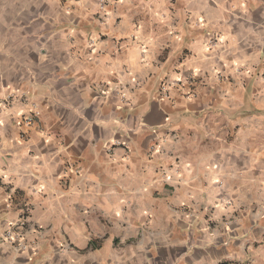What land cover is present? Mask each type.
I'll return each instance as SVG.
<instances>
[{
  "label": "crops",
  "instance_id": "obj_1",
  "mask_svg": "<svg viewBox=\"0 0 264 264\" xmlns=\"http://www.w3.org/2000/svg\"><path fill=\"white\" fill-rule=\"evenodd\" d=\"M10 95L0 264H264V0H0Z\"/></svg>",
  "mask_w": 264,
  "mask_h": 264
},
{
  "label": "built area",
  "instance_id": "obj_2",
  "mask_svg": "<svg viewBox=\"0 0 264 264\" xmlns=\"http://www.w3.org/2000/svg\"><path fill=\"white\" fill-rule=\"evenodd\" d=\"M121 92L123 91L122 89L120 90ZM167 89L166 86L162 87V96L165 97L167 96ZM188 96H191L188 94ZM16 98L14 96H8L4 99H0V112L6 111L12 107V104L14 101L16 102ZM23 103H25V100H22ZM20 117V126L28 127L32 124L36 113L31 109L27 113H21L19 115ZM30 214V208L29 207H24L21 215L18 219V221L9 228L5 232L4 235V240L7 243H13L12 248L15 250V252H34L37 250V244L36 240L35 242H28L26 241V235L28 233H31L33 235H36L38 233L37 228L30 229L28 228L29 226V221L28 217Z\"/></svg>",
  "mask_w": 264,
  "mask_h": 264
}]
</instances>
